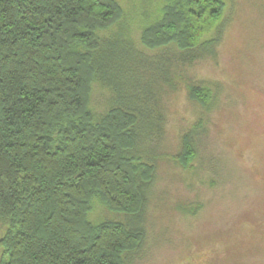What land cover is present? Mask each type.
Masks as SVG:
<instances>
[{"label":"trees","instance_id":"1","mask_svg":"<svg viewBox=\"0 0 264 264\" xmlns=\"http://www.w3.org/2000/svg\"><path fill=\"white\" fill-rule=\"evenodd\" d=\"M224 5L163 0L141 46L174 53L148 62L132 47L134 55L165 80L168 61L212 55ZM122 13L114 0H0V264H124L142 242L143 227L88 221L94 201L141 217L154 178L133 152L137 111L111 107L97 119L88 106L94 81L111 84L100 77L111 52L100 34ZM189 97L207 107L210 95L192 86ZM195 158L186 135L172 159L187 168Z\"/></svg>","mask_w":264,"mask_h":264},{"label":"rangeland","instance_id":"2","mask_svg":"<svg viewBox=\"0 0 264 264\" xmlns=\"http://www.w3.org/2000/svg\"><path fill=\"white\" fill-rule=\"evenodd\" d=\"M114 2L123 13L100 34L111 50L100 77L111 84L94 81L88 106L97 119L111 107H133L134 155L155 170L141 217L94 201L88 221L143 227L124 264H264V0H224L214 53L191 64L168 61V80L133 53L148 62L174 53L141 46L163 0ZM114 64H121L115 72ZM192 86L209 92L207 107L190 99ZM186 135L196 158L183 168L173 159Z\"/></svg>","mask_w":264,"mask_h":264}]
</instances>
